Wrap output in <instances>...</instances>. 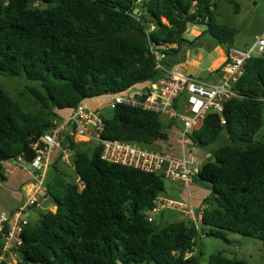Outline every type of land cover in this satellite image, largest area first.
<instances>
[{
  "label": "trees",
  "instance_id": "1",
  "mask_svg": "<svg viewBox=\"0 0 264 264\" xmlns=\"http://www.w3.org/2000/svg\"><path fill=\"white\" fill-rule=\"evenodd\" d=\"M215 2L0 0V74L37 85L18 94L30 97L33 112L0 88V160L6 164L22 154L32 159L31 145L79 103L146 87L160 76L151 47L175 45L165 54H177L188 41L189 24L205 26L218 44L231 48L236 30L215 22ZM233 91L223 104L226 124L209 113L191 136L210 154L194 177L209 191L200 228L215 239L236 233L264 242V55L247 63ZM103 120L104 139L154 151L168 142L154 112L119 106ZM224 127L228 142L209 150ZM62 147L73 152L79 183L54 163L48 169L44 186L54 211L23 227L20 245L11 249L15 264H201L193 224L158 228L147 220L164 191L163 175L106 162L99 148L91 153L68 135ZM5 164L0 162V182ZM4 235L0 264H9ZM206 264L249 263L218 252Z\"/></svg>",
  "mask_w": 264,
  "mask_h": 264
},
{
  "label": "built area",
  "instance_id": "2",
  "mask_svg": "<svg viewBox=\"0 0 264 264\" xmlns=\"http://www.w3.org/2000/svg\"><path fill=\"white\" fill-rule=\"evenodd\" d=\"M175 47V45L151 47L155 57V70L160 76L144 88H130L124 92L109 95L107 106L111 111L119 106L140 108L154 112L160 117L163 116L170 123L179 122L181 129L178 144L181 156L150 150L129 142L102 138L105 128L103 115L88 108L89 100L79 103L67 117L62 118L47 130L40 141L31 145L34 153L32 159L28 160L22 154L13 160L15 168H25L26 162L30 171L37 172L40 184L34 193L14 210L12 224L11 214L0 210V232L4 231L5 234L2 251L6 257L7 254H12L13 247L21 243L22 229L28 224V210L38 208L48 199L44 180L54 158L59 156L61 162L74 169L73 152L69 148L62 147L65 135H68L74 143L84 142L99 148L100 158L106 162L148 174L163 175L164 178L179 182L183 189L189 190L194 177L197 176L206 160V157L196 158L186 152L188 148L195 145L191 136L200 128L205 116L209 113L216 114L221 125L226 124L223 104L235 96L233 86L243 75L247 63L253 57L264 55V30L255 35L253 42L244 49L237 50L231 47L227 50L222 77L218 83H209L188 76L184 74L180 65L165 68L163 65L166 58L165 51ZM163 129L165 130L164 125ZM205 209V205L195 207L190 202L159 196L148 213L147 220L153 222L154 216L163 211L178 212L188 217L197 229L201 226ZM188 256L190 255L187 254Z\"/></svg>",
  "mask_w": 264,
  "mask_h": 264
},
{
  "label": "rangeland",
  "instance_id": "3",
  "mask_svg": "<svg viewBox=\"0 0 264 264\" xmlns=\"http://www.w3.org/2000/svg\"><path fill=\"white\" fill-rule=\"evenodd\" d=\"M215 22L218 25H224L236 30L235 37L233 39L232 48L242 50L246 46L253 42L254 35L262 33L264 30V0H216L214 7ZM206 31V27L202 25L189 24L187 27V37L190 43H194L192 48H188L191 51L190 56L186 61L182 63L181 68L186 75H190L193 78L210 81L208 69L219 70L224 64L226 49L225 45L218 44L209 34L205 33L198 41L193 36V32ZM192 33V34H191ZM25 86H37L36 83L26 81L24 78H14L7 76L6 74H0V88L5 91L11 98L17 100L20 104H25L22 107L28 112H33V102L28 96H22L18 99V94L23 90ZM101 114L106 117L111 114V110L105 107L101 110ZM162 124L167 122V118L160 117ZM179 126V122H177ZM226 135V127L223 128L222 134L219 139L208 146V149L217 148L220 144L228 142ZM264 136V134H263ZM264 138V137H263ZM84 140V138H81ZM76 146H82L89 149L92 153L95 151L94 145L86 146L82 142L75 143ZM144 148V147H143ZM151 150H154L152 147ZM198 150H201L197 147ZM188 152V150H186ZM13 163V161L8 162ZM55 166L64 172L68 179L74 183H79L77 176L74 174L73 169L66 166L61 162L60 157H56L54 161ZM50 175H54L52 171ZM51 176L45 178L48 181ZM164 191L160 194L162 198H168L176 201H181V196H186L182 185L172 179L164 178ZM193 195V193H192ZM207 202L211 204L213 199L208 198ZM52 207V204H41L39 208H36L34 214L29 215L31 223H35L37 220V214L46 213L48 209ZM183 221L187 224H193L188 218L178 212L163 211L154 216V225L158 228H163L170 223ZM198 235L195 239L196 246L202 252L201 264H206L208 258L212 254L222 253L229 259L243 260L249 264H264V242L254 238L244 237L236 233H227L225 240L215 239L207 237L202 233L199 226L197 228ZM195 251V250H194ZM197 252L194 253V255ZM16 262V260H15ZM14 260L9 259V264H15Z\"/></svg>",
  "mask_w": 264,
  "mask_h": 264
},
{
  "label": "crops",
  "instance_id": "4",
  "mask_svg": "<svg viewBox=\"0 0 264 264\" xmlns=\"http://www.w3.org/2000/svg\"><path fill=\"white\" fill-rule=\"evenodd\" d=\"M190 34V33H189ZM185 34V35H189ZM192 34V33H191ZM207 34V33H206ZM257 35V34H256ZM193 36L196 38L198 41L202 36H205V31L200 34V32H193ZM255 36V35H254ZM186 40H190L187 37L184 36ZM194 46V43H190L189 41L183 43L179 49V52L175 55L167 56L163 62V65L165 68H169L173 65H182L183 62L186 61L187 57L190 56L191 51H189L190 48ZM188 47V48H186ZM226 49V53H227ZM225 60H226V55H225ZM224 60V61H225ZM222 67H220V71H216V69L211 70L208 69L207 73H209V83H218L221 80L222 77ZM183 70V69H182ZM185 74V73H184ZM190 76V75H189ZM109 101V95H105L102 97L94 98L88 101V108L91 109L92 111H98L101 113V110L104 109L105 107H108ZM181 103V101H180ZM69 112H64L61 114V117L58 119L61 120L62 118L67 117ZM57 121V122H58ZM180 124V123H179ZM165 126V131L168 134V142H165L160 148L159 146L157 147V151L159 152H170L175 156H181V149L178 144L179 140V134H180V129L181 126L177 125V123L169 122L167 120L166 123L163 124ZM264 134V132H263ZM84 143V142H82ZM86 146L92 145L89 143H84ZM171 149V150H169ZM189 155L194 156L196 158H207L209 157L208 153H205L203 150H198L197 146L193 145L192 147L188 148ZM58 157V156H56ZM56 157L54 158L53 162L49 166V168L52 166L54 163ZM26 167L25 168H15L13 166V163H6L4 166L3 170V175L5 176V181L0 182V210L7 211L11 214H13L14 210H16L20 205H22L28 197H30L36 188L39 186L40 182L38 180L37 172H32L30 169L27 167V164L25 162L24 164ZM48 168V169H49ZM48 171V170H47ZM48 175V172L46 173V176ZM45 176V178H46ZM45 181V180H44ZM186 196H181L183 198V202H190L192 203L195 207H199L201 205H204V199L209 195V191H207L205 188L201 187L198 185L196 182H193L189 188V190H185ZM193 193V195H192ZM51 203L50 199L48 198L45 200L43 204H49ZM52 204V203H51ZM40 207V206H39ZM38 207V208H39ZM36 208H30L28 210V222L29 220V215L35 213ZM48 210L54 211L53 207H50ZM39 214L36 216L38 217ZM14 217H11V224L13 223ZM7 258L14 260L15 262V257L12 256V254L9 253L7 254Z\"/></svg>",
  "mask_w": 264,
  "mask_h": 264
},
{
  "label": "water",
  "instance_id": "5",
  "mask_svg": "<svg viewBox=\"0 0 264 264\" xmlns=\"http://www.w3.org/2000/svg\"><path fill=\"white\" fill-rule=\"evenodd\" d=\"M137 6H138V4H137ZM209 156H210V154H209ZM0 162H1L2 164H5V161H4V160H0ZM216 165H218V162H216Z\"/></svg>",
  "mask_w": 264,
  "mask_h": 264
}]
</instances>
